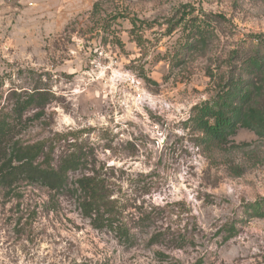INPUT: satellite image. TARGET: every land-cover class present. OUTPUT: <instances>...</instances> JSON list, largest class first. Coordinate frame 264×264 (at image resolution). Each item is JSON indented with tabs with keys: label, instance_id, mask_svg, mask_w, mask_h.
Masks as SVG:
<instances>
[{
	"label": "rangeland",
	"instance_id": "obj_1",
	"mask_svg": "<svg viewBox=\"0 0 264 264\" xmlns=\"http://www.w3.org/2000/svg\"><path fill=\"white\" fill-rule=\"evenodd\" d=\"M258 51L264 0H0L9 144L43 143L53 167L82 159L62 191L0 189V264H264V217L248 208L264 198V138L240 128L219 147L196 124ZM35 91L38 119H16ZM85 175L103 182L128 242L84 213L71 189Z\"/></svg>",
	"mask_w": 264,
	"mask_h": 264
},
{
	"label": "trees",
	"instance_id": "obj_2",
	"mask_svg": "<svg viewBox=\"0 0 264 264\" xmlns=\"http://www.w3.org/2000/svg\"><path fill=\"white\" fill-rule=\"evenodd\" d=\"M181 20L177 22L178 25ZM201 22H195V35L200 41L206 38L200 31ZM195 26H193L194 29ZM170 30V29H169ZM238 54V52H237ZM243 68L248 80L243 81L240 76L231 80L226 89L200 107V117L196 118V124L203 134L202 141L213 143L216 146L224 145L230 136H234L238 129L253 131L260 138H264V107L255 102L256 95L264 91V79L262 86L255 87L249 79L253 74H264V56L258 51L244 61ZM44 94L38 91L29 94L23 100L17 99L11 114L21 120L29 110H37L28 121L38 119V108H42L45 102ZM9 116L0 112V189H5L9 194L14 186L21 181L39 184L49 191L59 192L66 189L68 175L78 171L82 165V159L74 154L66 156L60 163L53 167L50 155L44 152L43 143H34L28 146H20L17 143L9 144V136L14 131L15 124L10 122ZM43 157L42 161L39 158ZM76 194L81 202L86 216L92 218L99 226L104 224L111 229L116 228L121 232L126 242L129 241L127 233L115 224L117 212L112 208L109 194L102 181L92 176H82L73 183ZM248 208L255 217H264V198L250 204ZM234 228L230 227L225 241L234 236ZM155 238V237H153ZM178 247L189 244V239L177 235L174 239Z\"/></svg>",
	"mask_w": 264,
	"mask_h": 264
}]
</instances>
